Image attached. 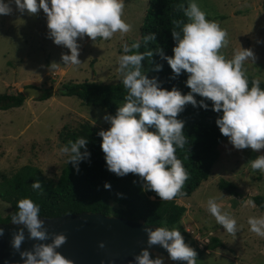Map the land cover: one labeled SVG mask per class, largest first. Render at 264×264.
Segmentation results:
<instances>
[{
    "label": "clouds",
    "instance_id": "9594fccd",
    "mask_svg": "<svg viewBox=\"0 0 264 264\" xmlns=\"http://www.w3.org/2000/svg\"><path fill=\"white\" fill-rule=\"evenodd\" d=\"M11 4L19 12L35 14L38 9L43 11L47 36L54 44L68 50L67 54L60 56L64 66L81 64L77 38L87 36L93 41L97 38L108 40L114 33L123 36L131 30V25L121 18L124 0H0V15L10 14ZM178 7L187 22L173 21L175 27L170 31L174 41L172 55H163L160 49L156 52L166 61L174 76L180 75L182 70L187 74L184 83L190 91L181 94L175 87L165 90L155 77H146L141 70V61L151 57L152 51H134L140 47L138 41L130 45L123 43V54L117 58L116 72L126 90L124 102L115 109L114 115L102 117L108 127L96 133L101 138L99 146L107 170L116 176L137 175L143 181V190L154 192L164 201L183 195L180 190L188 178L181 161L175 156L176 148L183 147L186 142L183 121L176 119L184 105L196 107L199 104L200 108L207 109L204 99L211 101V110L220 113L215 124L233 149L257 151L264 148V89L259 87L258 79H253L249 87L244 73L245 64L252 65L255 60L252 50L240 46L230 59H225L219 50L228 43L227 33L216 22L206 20L195 0H189L187 7ZM154 40V33L143 36L145 44ZM51 65L55 67L57 64ZM160 69L159 64L154 66L155 71ZM193 93L204 99L197 101ZM94 123L92 120V125ZM86 144L84 138L70 140L59 148V153L66 155L65 162H71L78 171V162L89 156ZM248 163L251 170L264 173V155ZM103 186L110 187L107 183ZM31 188L41 189L40 182L34 180ZM246 195L245 191L244 197ZM247 204L255 205L251 199ZM16 207L18 210L5 224L18 226L11 235L10 246L18 253L21 264H72L56 251L65 242L63 234L52 235L50 243H33L31 250H20L25 239L24 230L29 239L36 241L47 240L49 234L43 227L37 204L29 198H22ZM206 210L226 233L235 236L238 231L235 219L221 211L215 198H208ZM247 224L249 231L264 237V215L248 217ZM143 230L148 247L133 257L134 264H167L166 259L170 264L169 260L196 264L195 251L184 243L177 228L145 227ZM2 232L0 229V234ZM153 245L164 249L167 258L156 254L150 259L149 250ZM98 246L102 248L103 243Z\"/></svg>",
    "mask_w": 264,
    "mask_h": 264
},
{
    "label": "rangeland",
    "instance_id": "374dc122",
    "mask_svg": "<svg viewBox=\"0 0 264 264\" xmlns=\"http://www.w3.org/2000/svg\"><path fill=\"white\" fill-rule=\"evenodd\" d=\"M205 13L206 20L216 22L227 33V45L219 52L230 59L234 51L251 49L255 60L245 64L244 72L264 81V7L263 0H195ZM8 15H0V94L17 93L28 86L41 90L51 87L53 95L45 100L26 97L19 107L0 110V179L10 176L24 165H32L48 178L55 179L66 155L59 153L65 143L61 140L67 129H74L88 121L107 129L102 119L109 114L100 106L83 103L75 96L60 95L65 83L90 81L115 84L121 77L117 74V58L123 54L121 45L139 39V27L147 7V0H124L122 19L131 25L123 36L114 33L108 40L95 41L87 36L77 38L78 59L81 64L64 66L61 54L68 50L56 45L47 36L45 14L19 12L14 4ZM57 64L53 67L51 64ZM55 72L57 74L53 75ZM149 131H154L152 128ZM220 153L212 165L208 179L203 181L189 197L177 203L188 207L192 213L182 220L184 229L199 248L209 237L216 236L221 246L203 253L196 264H264V237L249 231L247 218L264 215L257 206H249L251 195L264 196V173L251 170L248 161L264 155V148L233 149L227 137L220 143ZM232 182L247 195H231L218 187V181ZM242 195V196H241ZM248 196V197H247ZM215 198L221 211L236 221L238 231L233 237L226 233L206 210L208 198ZM190 211V208H188ZM9 211V205L0 200V214ZM166 263L170 264L166 259Z\"/></svg>",
    "mask_w": 264,
    "mask_h": 264
},
{
    "label": "trees",
    "instance_id": "16d2710c",
    "mask_svg": "<svg viewBox=\"0 0 264 264\" xmlns=\"http://www.w3.org/2000/svg\"><path fill=\"white\" fill-rule=\"evenodd\" d=\"M188 2L189 0H147L139 27V39L128 41L129 45L134 41L140 42L139 49L134 51H152L151 57H145L141 61V70L146 77H155L163 89L170 90L175 87L181 94L190 91L184 83L187 74L182 70L180 75L174 76L166 61L156 51L160 49L163 55H172L174 41L170 31L175 27L173 21L187 22L178 6L187 7ZM262 3L264 7V0ZM175 30L179 31L178 28ZM148 33H154L155 40L145 44L143 36ZM157 64L161 66L160 71L154 70ZM245 76L251 87V81L257 78L247 73ZM258 80L259 87L264 89V81ZM59 93L75 96L85 104L100 106L114 115L115 109L124 102L126 90L121 82L101 84L85 80L79 83H65ZM53 94L51 87L44 88L39 99L45 100ZM192 95L197 101L204 99L198 94ZM25 99L21 92H3L0 94V110L19 107ZM204 102L208 105L207 109L200 108L199 104L196 107L186 104L176 117L183 121L182 132L186 139L184 146L175 150L176 158L181 161L188 174L180 190L183 195L178 194L168 201L160 200L154 192L142 189L143 181L137 175L128 173L116 176L109 172L99 146L101 138L96 134L99 130L106 129L85 121L74 129L65 130L61 138L65 145L77 138L87 139L85 147L89 156L86 160L78 162V171L71 162H64L55 179L44 176L41 170L32 165H24L10 176L1 175L0 200L9 205V211L4 216L0 214V222L9 223L11 216L18 210L17 201L29 198L39 206L40 219L79 212L114 215L153 227L177 228L184 243L195 251L196 259L207 251L215 250L222 245L216 236L209 237L203 248H199L182 225L186 216L187 222L191 224L189 213H192L194 203L188 207L177 203L178 199L191 196L194 190L208 179L212 165L219 157L220 143L225 137L220 134L215 124V119L220 113L211 110V101L204 99ZM80 151L83 152L84 149ZM34 180L40 182L41 189L31 188ZM105 183L110 187L104 188ZM217 185L228 194H238L235 192L236 186L230 181L221 179ZM249 199L264 211V196L251 195Z\"/></svg>",
    "mask_w": 264,
    "mask_h": 264
},
{
    "label": "water",
    "instance_id": "95a60500",
    "mask_svg": "<svg viewBox=\"0 0 264 264\" xmlns=\"http://www.w3.org/2000/svg\"><path fill=\"white\" fill-rule=\"evenodd\" d=\"M24 97L40 98L42 90L34 86H26L21 90ZM238 194L245 191L237 189ZM46 233L49 234L45 241L29 239L24 230L25 239L20 245V250H31L33 243H50L51 236L63 234L65 242L56 249L72 264H129L133 257L138 255L146 244L145 227L154 228L140 221L114 215H103L92 212H79L64 214L51 218L41 219ZM18 226L0 223V264H21V258L10 246L11 235ZM103 243V247L98 245ZM150 259L156 254L167 258V252L159 245H153ZM172 264H186L184 261H171ZM134 264V261H133Z\"/></svg>",
    "mask_w": 264,
    "mask_h": 264
}]
</instances>
